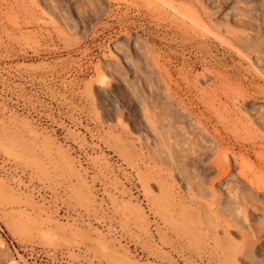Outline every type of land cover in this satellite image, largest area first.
<instances>
[{"label": "rangeland", "instance_id": "1", "mask_svg": "<svg viewBox=\"0 0 264 264\" xmlns=\"http://www.w3.org/2000/svg\"><path fill=\"white\" fill-rule=\"evenodd\" d=\"M0 7V264H264V0Z\"/></svg>", "mask_w": 264, "mask_h": 264}, {"label": "bare ground", "instance_id": "2", "mask_svg": "<svg viewBox=\"0 0 264 264\" xmlns=\"http://www.w3.org/2000/svg\"><path fill=\"white\" fill-rule=\"evenodd\" d=\"M3 4V3H2ZM1 8V7H0ZM5 8H7V7H5ZM10 8V7H9ZM2 9V8H1ZM13 9V8H12ZM26 21V20H25ZM16 22H19V20L18 21H16ZM20 23V25L21 24H24V23H27V22H23V23H21V22H19ZM31 24V23H30ZM25 25V24H24ZM207 43V42H206ZM185 44L187 45V44H192V45H196V47H197V44H198V40H197V38L196 37H193V38H190V39H187L186 41H185ZM203 44V43H202ZM201 46V45H200ZM205 48V47H204ZM186 71H187V73L188 74H186V76H187V78H185V79H187V81L190 83V85L191 86H193V87H197V85H198V82H199V80L200 79H205L207 76H209V75H211V70L210 69H206L203 73H201L200 75H197V76H195V78H193L194 79V81H191L192 80V78L190 77V75L192 74L191 72H192V70L191 69H186ZM216 71H218V70H216ZM181 72L184 74V69H182L181 70ZM219 72H220V69H219ZM219 72H217V75L220 77V78H224V77H226L225 75L224 76H222V73L223 72H221V73H219ZM185 76V77H186ZM228 78V77H227ZM226 79V78H225ZM221 80V79H220ZM222 80H224V79H222ZM222 82V81H221ZM225 82V80L223 81V83ZM222 84V83H221ZM221 87V86H220ZM220 87H215V92H219L221 95H222V97H223V95H226V96H228L229 95V93L231 92V90L230 91H228V90H224V89H221ZM240 87V86H239ZM237 90V89H236ZM239 90V89H238ZM206 90H203V93L205 92ZM235 91V90H234ZM209 95H208V100H206L207 101V103L209 104V105H211V88H210V92H207ZM242 93V92H241ZM240 93V94H241ZM244 93V92H243ZM217 94V93H216ZM235 94H237V91H236V93ZM234 93H233V95H235ZM204 95V94H203ZM206 95V94H205ZM242 95V94H241ZM230 96V95H229ZM240 96V95H239ZM204 98H205V96H203ZM221 97V98H222ZM243 97V96H242ZM244 97H246L245 96V94H244ZM243 97V98H244ZM206 98H207V96H206ZM216 99H218V98H216ZM245 99V98H244ZM211 108V107H210ZM186 110V112H188V113H186V115H188L189 113V115H193V111L191 110V109H189L188 107H186L185 108ZM227 120V119H226ZM228 120H229V118H228ZM193 121H195V120H193ZM230 121V120H229ZM262 122H263V126H264V120H262ZM194 123H197V125L199 126V128H198V130L199 131H202V134L204 135V136H207V137H209V135H210V133H211V131H210V124H209V121L208 120H206V121H204L203 119H202V117H199V115H198V117H197V119H196V121L194 122ZM231 124V123H230ZM233 124V123H232ZM249 125V124H248ZM232 127V126H231ZM244 127H246V126H244ZM248 126H247V129L246 130H248ZM225 129V128H224ZM244 129V130H245ZM228 130V129H227ZM233 130V129H232ZM237 130V129H236ZM235 130V131H236ZM245 130V131H246ZM242 132V131H241ZM244 132V131H243ZM242 132V133H243ZM248 132V131H247ZM252 132V131H251ZM251 132H248L249 134L251 133ZM258 136V135H257ZM256 136V137H257ZM247 137H249V136H247ZM251 137V136H250ZM249 137V139H247V138H245V136L242 138H236V140H237V142L240 144V145H251V148H253L254 150L255 149H262V148H264V139L262 140L261 138L260 139H258V138H254V136L252 135V138H250ZM231 138V136L229 137V139ZM209 140L211 141V139L209 138ZM226 143V140L224 139V138H222V139H219V140H217V144H218V146H221V145H224ZM228 143V142H227ZM220 150V149H219ZM233 153V152H232ZM218 158V157H217ZM220 158V157H219ZM223 160L222 161H219V162H217L216 164H214V163H211V165H210V167L208 168V170H215V171H217V176L215 177V178H218L219 179V182H223L225 179H227L226 181H228V182H230V181H232L233 180V178H236V177H232V180L230 179L231 178V175H233V173H232V168L233 167H235V166H240L241 165V161L240 160H238V157H237V154L234 152L233 153V161H234V166H233V163L232 162H230L229 160H227V158L226 159H224V158H222ZM229 159V158H228ZM216 161V160H215ZM240 161V162H239ZM244 164V163H243ZM236 176V175H235ZM230 177V178H229ZM237 177L238 178H240V179H238V182H239V184H244V186H245V184H247V186H249V188L252 190V192H253V196L255 195V196H257V198H262V196H261V191L263 190V189H260L259 187H257L255 184H254V179H252V178H250V177H248L247 175H244L243 174V171H240L238 174H237ZM235 180V179H234ZM233 180V181H234ZM237 180V179H236ZM246 186V187H247ZM248 188V189H249ZM211 191H212V193L213 194H216V191H215V189L213 188V186H211ZM261 193V194H260ZM264 198V197H263Z\"/></svg>", "mask_w": 264, "mask_h": 264}]
</instances>
